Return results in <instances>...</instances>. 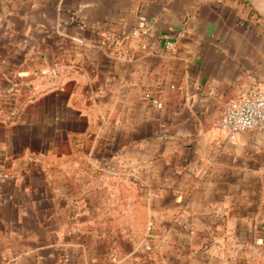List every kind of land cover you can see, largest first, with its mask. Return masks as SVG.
I'll use <instances>...</instances> for the list:
<instances>
[{
  "label": "crops",
  "instance_id": "crops-1",
  "mask_svg": "<svg viewBox=\"0 0 264 264\" xmlns=\"http://www.w3.org/2000/svg\"><path fill=\"white\" fill-rule=\"evenodd\" d=\"M264 0H0V264H264Z\"/></svg>",
  "mask_w": 264,
  "mask_h": 264
},
{
  "label": "built area",
  "instance_id": "built-area-1",
  "mask_svg": "<svg viewBox=\"0 0 264 264\" xmlns=\"http://www.w3.org/2000/svg\"><path fill=\"white\" fill-rule=\"evenodd\" d=\"M219 128L230 140L239 131L264 128V89L252 87L223 104Z\"/></svg>",
  "mask_w": 264,
  "mask_h": 264
}]
</instances>
